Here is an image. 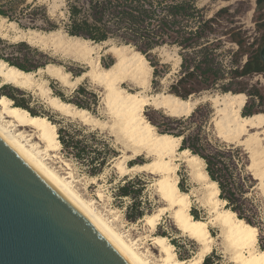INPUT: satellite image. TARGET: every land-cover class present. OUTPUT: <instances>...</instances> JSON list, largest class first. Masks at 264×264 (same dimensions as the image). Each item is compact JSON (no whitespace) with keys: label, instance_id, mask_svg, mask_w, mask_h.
Instances as JSON below:
<instances>
[{"label":"rangeland","instance_id":"obj_1","mask_svg":"<svg viewBox=\"0 0 264 264\" xmlns=\"http://www.w3.org/2000/svg\"><path fill=\"white\" fill-rule=\"evenodd\" d=\"M196 6L202 9L206 17L223 9L218 16L217 25L215 24L219 31L216 34L218 38L213 40L217 44L216 60L220 78L216 82L204 83L201 77L191 75L180 83L178 81L182 74L180 49L177 45L164 44L152 49L148 58L145 57L149 65L148 59L159 61L156 76L153 73L154 68L150 65L152 71L146 93L164 92L181 97L173 92L176 88H172V85L177 87L179 93H185L186 98L225 92L244 93L247 96V101L242 107L241 113H264V71L239 75L234 70L235 67H238L237 69L240 71L244 62L253 56L255 51L264 48V6L257 5L256 0H196ZM0 8H3L7 13L4 16L0 14V21L1 18L6 20L3 25L0 24V55L14 61H23L29 66L37 65L35 70H31L34 72L47 64H54L62 66L63 70L69 73L68 79L71 82L69 84H63L45 72L36 73L37 83L47 89L48 94L42 92L36 85L24 89L10 84L0 87V95L4 94L9 97L8 95L11 94L18 101H23L33 112L49 116L55 122L51 121L55 129L59 122L66 133L73 135L74 140L81 141L78 143L80 147L85 146L86 151L81 158L74 156L76 152L74 148H65L61 145L58 150L47 151L48 156L42 153L41 155L45 157L44 161L57 170L60 175L69 176L68 180H72L71 185L74 189L85 199L91 200L94 207L127 239L134 241L139 251L145 254L150 263L159 258L157 247H154L149 240L154 235L167 237L174 245L177 258L186 260L197 255L201 249L200 244L182 234L175 227L168 208L160 211L167 206L156 191L157 175L149 170H132L126 174H120L114 168L116 165L113 164L117 161L115 158L119 155H129L132 153L133 147L119 132L117 125H111L115 117L105 102V87L92 76L90 64L77 58L74 53L64 50L59 42L57 43V36L54 37V40L48 38L45 42H38V44H29L21 37L15 36L19 30H35L41 33L57 32L59 35L61 33L68 35L62 28V23L67 15L65 1L0 0ZM8 21L14 22L16 29L9 27L6 23ZM50 25L57 27L49 29ZM20 41H24L29 48L18 47L16 43ZM109 41L117 46L123 45L114 40ZM100 44L99 47L95 46L92 57L99 59L101 67H108L115 61L116 55L107 51L106 45ZM129 47L135 50L132 46ZM127 52H130V49ZM178 56L180 57L179 63ZM83 73H85L83 77L76 79ZM79 86H83L87 92L75 94L74 91ZM120 86L131 92L139 89L130 80H124ZM59 94H62L64 98H73L86 104L89 108L84 109L88 110L90 115L98 119L99 122H104L105 125L99 124L98 121L96 123L85 122L76 117L64 116L52 109L47 103L46 96L60 98ZM9 98L14 103V100ZM214 111L209 101L201 102L190 115L184 116V118L187 117V120L181 124L170 122L169 119L183 116H168L162 109L145 106L143 113L148 121L155 126L157 132L161 133L160 131L168 129L167 127H172L170 129L173 133L183 132L188 136L186 148L190 152L194 150L207 156L212 163L211 167H224L223 170L216 172V176L224 183H231L228 187L236 193L238 203H242L241 213L248 217L252 225L257 228V248L261 249L262 246L264 249V187L253 178L252 170L248 167L250 158L242 146L225 142L218 136V129L212 119L215 116ZM13 124L10 126L12 130L22 131L30 143H37L39 149L43 150V144L35 135L34 130L29 127H19L16 123ZM181 144L180 142V148ZM98 153L105 156L108 162L102 171L93 174L90 171L92 165L90 159L95 158ZM149 159L143 155L136 156L125 159V164L129 166H131L130 163L141 164ZM204 167L205 169L207 167L205 160ZM177 174L179 187L181 186L182 190L191 193L190 212L194 211L197 218L205 220L214 217L208 210V206L203 205L205 190L191 180L189 171L183 163L179 164ZM128 184H130L131 194H121L120 187ZM99 192L102 194L101 197L97 195ZM138 212L141 213L140 216H137ZM158 213H160L158 224L151 232L143 218L146 215ZM235 214L237 215V212ZM208 228L213 241L211 251L206 256L213 252L212 261L214 264L217 261H219L218 264H236L232 259L231 249L219 222L211 219Z\"/></svg>","mask_w":264,"mask_h":264},{"label":"bare ground","instance_id":"obj_2","mask_svg":"<svg viewBox=\"0 0 264 264\" xmlns=\"http://www.w3.org/2000/svg\"><path fill=\"white\" fill-rule=\"evenodd\" d=\"M5 21L1 18L0 24L3 25ZM6 23L16 29L14 22ZM15 36L21 37L29 44L45 42L48 38L54 40L57 36L56 41L64 50L74 53L77 58L90 64L92 76L105 87V102L115 117L111 125H117V129L120 130L118 131L133 147L129 155H119L115 158L117 161L113 164L116 165L114 168L120 174L132 170H149L156 174L158 177L155 181L156 191L167 206L160 211L168 208L175 227L201 246L197 255L183 260L177 258L174 245L167 237L154 235L149 240L157 247L159 258L150 263L134 241L127 239L94 207L91 200L85 199L74 189L71 185L72 180H68L69 176L60 175L44 161L42 153L48 156L47 151H55L61 147L55 126L49 118L45 115H33L1 94L0 138L83 215L128 264H202L206 254L211 251L213 237L208 228L211 219L219 222L236 264H264V249L257 248V228L238 218L233 211L224 206L225 201L219 197L217 183L209 178L205 170L204 160L192 154L189 149L179 147L181 136L157 132L143 113L145 106H151L154 109H162L168 116H188L199 103L209 101L215 110L212 119L218 129V136L225 142L242 146L250 158L248 167L252 170L253 178L264 187V113L242 114V107L247 101L244 93L225 92L188 98L164 92L146 93L152 67L142 53L132 50L128 45L117 46L108 43L109 41L103 42L102 44L107 46L106 50L114 53L116 59L108 67H101L99 59L92 57L95 46H101L100 43H92L62 33L59 35L57 32L41 33L35 30H19ZM128 49L130 52H127ZM177 61L180 62L179 56ZM38 72H45L63 84L71 83L68 79L69 73L64 71L62 66L47 64L36 72L25 71L0 59V87L10 84L24 89L36 85L42 92L48 94V90L37 83ZM84 74L77 76L76 79H80ZM124 80H130L140 90L131 92L121 87L120 83ZM46 97L48 105L64 116L76 117L85 122L98 121L86 109L64 102L57 96ZM13 123L34 130L43 144V150L39 149L37 143H30L22 131L12 130L10 126L14 125ZM100 123L105 125L104 122ZM141 155L150 159L141 164L131 166L125 164V159ZM180 163L187 167L191 180L205 190L203 205L208 206V210L213 214L214 217L211 219L195 218L190 212L191 193L185 192L178 185L177 169ZM97 195L102 196L100 192ZM159 214L146 215L143 218L151 232L158 224Z\"/></svg>","mask_w":264,"mask_h":264},{"label":"trees","instance_id":"obj_3","mask_svg":"<svg viewBox=\"0 0 264 264\" xmlns=\"http://www.w3.org/2000/svg\"><path fill=\"white\" fill-rule=\"evenodd\" d=\"M67 6L66 19L62 23L63 30L69 35L92 41L93 43H103L114 40L119 44L132 46L136 51L142 53L148 58L149 52L155 47L167 44L177 45L181 56L180 66L182 74L179 82L182 83L191 75L201 77L204 83L216 82L219 76V67L217 66V39L216 34L219 32L215 27L217 19L223 9L218 10L212 16L206 17L201 8L196 6V0H64ZM257 5L264 6V0H256ZM45 10V8H42ZM0 14L6 15V11L0 8ZM47 20V17H45ZM56 25H50L49 29L56 28ZM239 43V41H237ZM240 44V43H239ZM18 47H28L24 42L16 43ZM8 64L14 65L22 70L31 71L37 68V65L29 66L23 61H14L11 58L3 57ZM149 60L150 65L154 68V76L158 73V60ZM112 63V62H111ZM235 67L234 70L239 75L250 72L264 71V64L260 57V51L257 50L241 66L240 71ZM173 92L186 98V94H181L177 87ZM3 87V86H2ZM1 87V88H2ZM75 94L86 93L83 86H79ZM14 100V104L28 110L31 114L36 115L23 101H18L16 97L9 94ZM60 99L64 102L75 104L78 108H89L86 104L73 98H64L59 94ZM39 115V114H37ZM43 115V114H41ZM247 115V114H245ZM50 121L49 116H47ZM181 117V116H180ZM187 120L184 118H170L169 121L181 124ZM53 122V121H52ZM55 123V122H53ZM56 128L58 140L63 147H72L76 150L74 156L83 157L86 151L85 146L80 147V140H74L73 135L66 133L65 129L59 125ZM161 130V133H170L174 136H181V149L186 148L187 137L183 132L173 133L172 127ZM80 131L82 129H79ZM79 146V147H77ZM193 152V153H192ZM192 154L204 159L207 163L206 172L209 178L217 183L220 191V198L226 201V208L234 213L237 217L244 219L246 223L252 225L250 219L241 213V204L238 203V197L233 189L228 187L231 183L222 181L216 176V172L223 170L224 167H211V161L207 156L192 150ZM90 171L93 174L102 171L104 165L108 162L105 156L99 153L95 158H91ZM130 165H133L130 163ZM182 189V187L180 186ZM120 193L123 195L131 194L130 184L122 185ZM192 215L197 218L196 213L191 211ZM141 213L138 212L137 216ZM133 216V215H132ZM135 217V215H134ZM253 226V225H252ZM261 249L263 247L261 246ZM212 254L204 257L202 264H214ZM217 261L215 264H218Z\"/></svg>","mask_w":264,"mask_h":264},{"label":"water","instance_id":"obj_4","mask_svg":"<svg viewBox=\"0 0 264 264\" xmlns=\"http://www.w3.org/2000/svg\"><path fill=\"white\" fill-rule=\"evenodd\" d=\"M0 264L128 263L0 138Z\"/></svg>","mask_w":264,"mask_h":264},{"label":"flooded vegetation","instance_id":"obj_5","mask_svg":"<svg viewBox=\"0 0 264 264\" xmlns=\"http://www.w3.org/2000/svg\"><path fill=\"white\" fill-rule=\"evenodd\" d=\"M262 49H263V48H261L260 51H262ZM263 53H264V51L262 52V57H263ZM260 57H261V55H260ZM262 57H261V59H262V62H263V64H264V59H263Z\"/></svg>","mask_w":264,"mask_h":264}]
</instances>
